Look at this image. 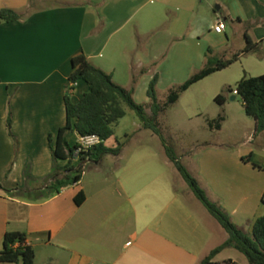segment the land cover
Returning a JSON list of instances; mask_svg holds the SVG:
<instances>
[{
    "label": "crops",
    "instance_id": "crops-1",
    "mask_svg": "<svg viewBox=\"0 0 264 264\" xmlns=\"http://www.w3.org/2000/svg\"><path fill=\"white\" fill-rule=\"evenodd\" d=\"M2 10L21 19L0 22V251L8 232H21L36 252V264H201L229 235L177 171L179 190L167 155L166 165L176 170H153L146 153L107 155L88 163L94 169L77 185L52 195L49 137L54 147L66 124V89L72 60L80 55L115 83L122 74L127 83L120 86L130 90L138 75H149L151 82L155 75L161 81L171 71L198 70L183 60L169 64V46L178 44L189 55L213 39L229 44L231 27L259 44L255 52L264 70V0H0ZM221 20L227 28L217 34ZM195 53L205 62L204 51ZM87 91L85 82L77 83L72 101L79 103ZM233 97L227 95L222 107ZM245 137L249 148L237 153L219 144L203 147L195 172L188 170L207 197L248 232L264 216V155L250 148L257 143L264 152V133L255 134L253 121ZM80 138L77 132L67 137L72 146ZM81 191L86 200L78 206ZM235 252L226 249L214 262L246 264Z\"/></svg>",
    "mask_w": 264,
    "mask_h": 264
},
{
    "label": "trees",
    "instance_id": "trees-1",
    "mask_svg": "<svg viewBox=\"0 0 264 264\" xmlns=\"http://www.w3.org/2000/svg\"><path fill=\"white\" fill-rule=\"evenodd\" d=\"M19 19L21 16L11 10L0 12V22L10 23ZM245 39V49L230 59H219L207 55V63L204 69L193 75L181 86L172 88L169 91L167 101L164 103L158 99L159 76L155 75L147 89V97L150 101L148 106L151 114L147 113L148 106L139 105L135 102L134 89L128 90L117 85L111 75L92 65L86 56L75 57L72 60L73 72L69 78V86H67L65 95L67 121L65 126L58 131L54 147L52 146V136L49 137L55 164L54 171L49 177L52 180L47 187L49 193L57 195L63 189L77 185L83 178L85 164L98 163L107 155H121L126 144H121L116 140L117 145L115 147H108L105 143L115 137V127L121 119L126 117L125 107H128L137 113L145 129L151 130L161 139L167 157L174 164L195 197L229 235V239L215 248L201 264H237L232 260H226L223 263L214 262L216 256L226 249L238 251L249 264H264V216L254 221L251 231L248 232L234 224L230 215L220 205L207 197L199 182L181 162L175 150L167 144L159 123L160 116L175 105L181 95L192 86L231 67L240 60L242 55L259 49V44L254 43L248 34H245ZM209 53L212 52L209 51ZM79 82H85L88 85V91L79 103H74L72 96ZM235 90L238 92L237 96L243 101L246 115L255 122V134L264 133V75L251 77L245 73L234 88L229 87L225 93L218 95L215 102L223 106L227 101V95H232ZM224 120L225 118L220 116L217 120L209 122V126L211 129L221 130V123ZM11 124L10 113L8 117L9 130ZM73 132H77L80 137L96 135L103 143L77 154L79 145L72 146L67 139L68 135ZM10 134L12 135V133ZM75 159L76 162H73ZM60 160H68L67 165L59 168L57 164ZM244 161L250 162V157L244 158ZM254 167L261 168L258 165H254ZM0 190H3L1 185ZM85 200L86 195L83 191L75 198L78 206L83 205ZM27 237L25 233L8 232L3 239L0 263L36 264V252L33 247L27 244Z\"/></svg>",
    "mask_w": 264,
    "mask_h": 264
},
{
    "label": "rangeland",
    "instance_id": "rangeland-1",
    "mask_svg": "<svg viewBox=\"0 0 264 264\" xmlns=\"http://www.w3.org/2000/svg\"><path fill=\"white\" fill-rule=\"evenodd\" d=\"M156 5L153 3V7ZM228 34H230L229 44L224 43V41L221 43L213 39L215 41L213 42L214 44H199L193 49L194 52L189 55L182 52L178 44H171L167 53V62L169 64H175L179 60H183V62H192L191 64H194L192 68L197 67L198 70L190 71V73L168 72L163 76L161 81L159 80L160 82L157 85L159 101L162 103L166 102L169 91L172 88L181 86L193 75L204 69L207 59H205V62H201L200 59L196 58V51H204L205 55H212L219 59H230L236 55L234 53H241L246 47L244 36L236 33L231 27L228 28ZM112 46L113 44L110 45V47ZM209 51L212 53L210 54ZM261 63L260 54L257 52L251 53L231 67L215 73L192 86L187 92L181 95L175 105L171 106L160 116V128L167 144L175 150L181 162L190 171L195 172L192 165L197 164L202 152H205L203 147L210 144L224 145L223 151L229 152L230 154L245 151L249 148V146L244 144L247 139L245 133L246 131H250L254 120L246 115L242 99L236 96L237 100L233 102L229 101L228 105L224 108L215 102V98L225 93L229 87L234 88L245 73L248 75L249 73L252 75H260L264 71ZM148 76L138 75L131 82L132 88H134V100L139 105L148 106L150 103L147 97V89L150 82ZM115 81L119 86L120 84L126 85L127 83L122 74H119ZM230 96L235 95L232 94ZM125 109L127 115L116 125L115 137L110 141V146L115 147L117 145L116 140H118L121 144H126L124 148L126 156L139 153L151 155V167L153 170H166L169 172L176 170L174 167L166 165V153L161 139L151 130L144 128L135 111L128 107H125ZM147 111L149 113L151 112L149 106ZM220 116L226 118L221 123V130L219 131L216 128L211 129L209 122L217 120ZM257 146V143H255L250 148L256 150L255 155H264V152L261 150L262 148H258ZM252 165L254 167V165L258 164L257 162H253ZM105 166L110 170L114 166V163L113 161H109ZM92 169H94V165L90 164L84 173L90 172ZM175 172L177 174L175 175L177 176L176 185L182 191L179 183L181 176L177 170ZM175 176H172V178ZM12 220L14 227L16 224L14 215L12 216ZM235 254H239L246 264H248L241 253L235 252Z\"/></svg>",
    "mask_w": 264,
    "mask_h": 264
},
{
    "label": "built area",
    "instance_id": "built-area-1",
    "mask_svg": "<svg viewBox=\"0 0 264 264\" xmlns=\"http://www.w3.org/2000/svg\"><path fill=\"white\" fill-rule=\"evenodd\" d=\"M226 28H227L226 23L221 20L215 25L214 31L217 34H223V33H225ZM233 94L235 96H237L238 95L237 90H235ZM101 143H103V141L96 135L81 137L80 142L78 144L79 148H78L76 153L79 154L82 151L83 152L87 151V150L91 149L92 147L97 146ZM73 162H76V159L73 160ZM87 165L88 164H85V170H86Z\"/></svg>",
    "mask_w": 264,
    "mask_h": 264
},
{
    "label": "water",
    "instance_id": "water-1",
    "mask_svg": "<svg viewBox=\"0 0 264 264\" xmlns=\"http://www.w3.org/2000/svg\"><path fill=\"white\" fill-rule=\"evenodd\" d=\"M236 99V97L234 96L233 98H232V100H235Z\"/></svg>",
    "mask_w": 264,
    "mask_h": 264
}]
</instances>
